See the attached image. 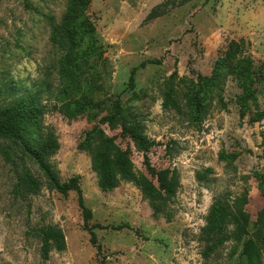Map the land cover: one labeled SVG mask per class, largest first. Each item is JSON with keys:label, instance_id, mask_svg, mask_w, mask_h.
Instances as JSON below:
<instances>
[{"label": "rangeland", "instance_id": "374dc122", "mask_svg": "<svg viewBox=\"0 0 264 264\" xmlns=\"http://www.w3.org/2000/svg\"><path fill=\"white\" fill-rule=\"evenodd\" d=\"M67 12L76 20L54 31ZM8 84L39 95L37 135L57 142L45 162L59 182L78 177L96 245L76 192L57 191L19 141L0 138V264H242L248 239L264 264V0H88L83 11L79 0H0V106ZM86 99L101 105H68ZM115 105L124 116L109 124ZM122 124L152 142L156 169L176 172L160 212L134 182L101 189L79 147L99 126L156 184ZM216 202L246 231L237 238L227 223L212 246L203 228ZM48 225L66 248L43 259L38 230Z\"/></svg>", "mask_w": 264, "mask_h": 264}, {"label": "trees", "instance_id": "16d2710c", "mask_svg": "<svg viewBox=\"0 0 264 264\" xmlns=\"http://www.w3.org/2000/svg\"><path fill=\"white\" fill-rule=\"evenodd\" d=\"M87 4L88 0H79V6L82 11ZM71 14L67 12L63 17V24L56 25L54 31H59L71 25L76 20L75 15ZM234 56L235 53L231 50L216 60L212 75L208 81L209 88L217 84V80L220 79L222 71L228 64L227 61ZM134 70L130 71L129 84L133 83ZM76 85L75 81L72 80L70 90H73L74 94L77 92ZM5 92L9 99L4 105L0 106V138L19 141L46 172L51 185L57 191L63 195H67L70 190L76 192L77 204L82 213L84 227L89 230L90 242L96 245L94 233L86 224V221L91 217V211L83 204L78 177L73 176L65 182H59L50 169L49 164L45 162L46 153L55 149L57 142L50 133L44 135L43 138H39L37 135L39 116L42 109L39 95L31 90L18 93L16 86H11L10 84L6 86ZM70 104L74 105V110H82L85 106L100 107L101 105V103H93L90 99L69 101L68 105ZM112 110L115 112H111ZM111 111L109 115L104 117L109 124L116 119V115L120 116V120L124 116V110L119 105L112 106ZM110 127L114 128L113 123ZM123 132L130 137L135 147L142 152L144 168L148 175L155 179L156 184L143 174H137L133 170L132 162L129 158V150H123L115 144L113 136L106 135L99 126L95 125L86 131L83 140L79 143V147L90 154L91 167L97 175V183L101 189L111 190L118 185L120 180L134 182L139 186L142 195L153 203L154 212H160L161 206L165 201L175 194L177 187L176 172L169 168L156 169L151 164L147 151L152 142L138 132L136 126L122 124ZM227 223L233 225L237 238L246 231L238 213L229 204L216 202L212 206L207 216V223L203 228V233L210 237L209 240L213 241L212 246L216 243L217 237L225 230ZM38 236L41 242L40 253L43 259L48 258L51 250L63 251L66 248L63 230L58 226L48 225L42 227L38 230ZM97 248L99 250L98 246ZM242 254L245 257V261L242 264H261L259 246L254 240L248 239L243 243Z\"/></svg>", "mask_w": 264, "mask_h": 264}]
</instances>
